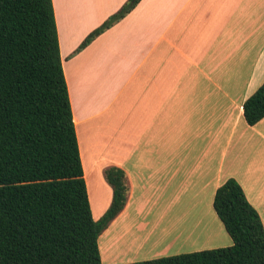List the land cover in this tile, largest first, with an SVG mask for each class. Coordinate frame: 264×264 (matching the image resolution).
Here are the masks:
<instances>
[{
    "label": "crops",
    "instance_id": "crops-1",
    "mask_svg": "<svg viewBox=\"0 0 264 264\" xmlns=\"http://www.w3.org/2000/svg\"><path fill=\"white\" fill-rule=\"evenodd\" d=\"M128 1L53 0L95 221L113 200L105 172L128 181L126 207L99 239L102 264L197 252L183 237L201 233L230 247L214 210L226 181L264 224V119L248 125L243 108L264 84V0H141L77 52Z\"/></svg>",
    "mask_w": 264,
    "mask_h": 264
},
{
    "label": "trees",
    "instance_id": "trees-1",
    "mask_svg": "<svg viewBox=\"0 0 264 264\" xmlns=\"http://www.w3.org/2000/svg\"><path fill=\"white\" fill-rule=\"evenodd\" d=\"M129 0L77 52L129 15ZM264 119V84L244 104ZM104 216L93 219L63 69L53 0H0V264H102L99 239L128 201L111 168ZM214 210L233 245L131 264H264V224L240 184L226 181Z\"/></svg>",
    "mask_w": 264,
    "mask_h": 264
},
{
    "label": "rangeland",
    "instance_id": "rangeland-1",
    "mask_svg": "<svg viewBox=\"0 0 264 264\" xmlns=\"http://www.w3.org/2000/svg\"><path fill=\"white\" fill-rule=\"evenodd\" d=\"M112 133L114 134V131H112ZM112 134V135H113ZM91 185L93 186V184L91 183ZM98 200V198L96 199ZM95 200V202H96ZM107 200H108V195L105 194V196L103 197L102 201L105 202L106 201V204H107ZM105 204V205H106ZM95 206V205H94ZM94 206H93V209H94ZM98 208L95 207V209ZM94 209V215L95 216H98L99 215V212L97 211L98 209L95 210ZM215 214V213H214ZM172 215V214H171ZM171 215H169L168 217H171ZM264 215V214H263ZM264 217V216H263ZM219 220V219H218ZM219 225L220 227L222 228L223 230V234H226V231L224 229V226L223 224L221 223V221L219 220ZM228 236V235H227ZM184 238V251L185 252H191L193 249H198L200 251H204V250H211V249H218L220 247H223V246H226L227 245V242L223 240V238L221 237L220 239H218L217 241H212L211 238H209L207 235H204L203 233H201V237L200 239L198 238H195L193 240V238H191L190 240L188 239V241H185V236L183 237ZM190 243V244H189ZM198 252V251H197ZM117 255V254H116Z\"/></svg>",
    "mask_w": 264,
    "mask_h": 264
},
{
    "label": "bare ground",
    "instance_id": "bare-ground-1",
    "mask_svg": "<svg viewBox=\"0 0 264 264\" xmlns=\"http://www.w3.org/2000/svg\"><path fill=\"white\" fill-rule=\"evenodd\" d=\"M96 198L98 197V196H95ZM97 202H98V200H97ZM94 204H95V202H94ZM94 206V205H93ZM95 207H97L96 205L94 206V209H95ZM96 209H98V208H96ZM95 209V210H96ZM98 211V210H97ZM99 211H100V209H99ZM167 231V230H166ZM165 236V235H164ZM190 244V243H189ZM103 245V244H102Z\"/></svg>",
    "mask_w": 264,
    "mask_h": 264
}]
</instances>
